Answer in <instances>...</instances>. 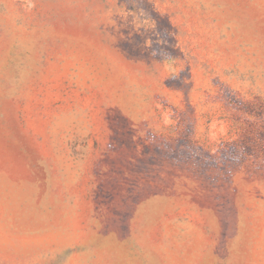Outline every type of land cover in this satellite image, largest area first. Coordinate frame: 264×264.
<instances>
[{"label":"rangeland","instance_id":"obj_1","mask_svg":"<svg viewBox=\"0 0 264 264\" xmlns=\"http://www.w3.org/2000/svg\"><path fill=\"white\" fill-rule=\"evenodd\" d=\"M0 264H264V0H0Z\"/></svg>","mask_w":264,"mask_h":264}]
</instances>
